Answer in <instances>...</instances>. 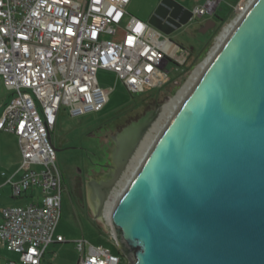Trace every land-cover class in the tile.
I'll list each match as a JSON object with an SVG mask.
<instances>
[{
  "label": "water",
  "instance_id": "water-1",
  "mask_svg": "<svg viewBox=\"0 0 264 264\" xmlns=\"http://www.w3.org/2000/svg\"><path fill=\"white\" fill-rule=\"evenodd\" d=\"M191 17L162 0L148 23L169 35ZM158 112L117 137L110 191ZM109 223L126 264H264V0L250 1L209 57Z\"/></svg>",
  "mask_w": 264,
  "mask_h": 264
},
{
  "label": "built area",
  "instance_id": "built-area-1",
  "mask_svg": "<svg viewBox=\"0 0 264 264\" xmlns=\"http://www.w3.org/2000/svg\"><path fill=\"white\" fill-rule=\"evenodd\" d=\"M130 0H0V83L9 100L0 132L16 137L19 178L11 196L31 198L0 211V249L16 256L2 264H45L46 248L65 243L55 234L60 218L62 173L51 142L61 112L70 117L100 112L111 72L130 93L161 88L184 66L189 52L148 22L127 13ZM217 0L195 6L191 20L214 13ZM240 0L236 16L247 7ZM76 264H121L120 254L83 238L73 242Z\"/></svg>",
  "mask_w": 264,
  "mask_h": 264
},
{
  "label": "rangeland",
  "instance_id": "rangeland-1",
  "mask_svg": "<svg viewBox=\"0 0 264 264\" xmlns=\"http://www.w3.org/2000/svg\"><path fill=\"white\" fill-rule=\"evenodd\" d=\"M161 1L130 0L126 11L129 15L148 22ZM171 1L191 11L195 6L204 4L206 0ZM217 1L212 15L192 19L168 35L172 42L184 48L190 55L186 64L177 71H174V65L168 66L170 80L163 87L146 88L143 93H130L120 82L115 80L111 72L99 70L97 73L99 85L111 88L106 106L100 112L87 113L79 117H70L66 112H61L56 127L51 133V142L56 150V166L68 183L74 176H77L78 172H81V177L85 180L90 169H97L96 165L102 163L105 147L108 145V141L104 137L108 136L116 126L124 125L128 119L139 117L146 111L159 108L160 112V109L182 89L194 74L197 66L214 49L217 37L232 21L238 18L233 6L240 0ZM243 1L248 3L250 0ZM208 21H212L214 24L207 26ZM161 113L157 115L150 129L160 118ZM167 119L163 118L161 121L165 124ZM122 179L123 176L109 193L106 203L113 201ZM29 201L31 198L19 201L9 200L4 205L0 204V211L2 207L24 205ZM104 212L105 209L100 214L101 216H95L93 211L80 204L78 195L69 192L68 187L64 189L61 193L60 218L55 234L64 237L65 243L50 244L46 248L44 263L76 264L78 254L73 242L81 238L92 245H102L112 253H119L111 233L110 223L105 218ZM120 256L122 257L121 264H126V258L121 254ZM16 259L13 253L0 249V264Z\"/></svg>",
  "mask_w": 264,
  "mask_h": 264
},
{
  "label": "flooded vegetation",
  "instance_id": "flooded-vegetation-1",
  "mask_svg": "<svg viewBox=\"0 0 264 264\" xmlns=\"http://www.w3.org/2000/svg\"><path fill=\"white\" fill-rule=\"evenodd\" d=\"M208 25H213L212 21L207 22ZM172 26L175 24L171 23ZM155 110L146 111L139 117H133L126 121L124 125H118L116 128L108 135L105 136L104 139L108 141V145L105 147V155L102 163H98L96 168L89 170V175L85 177V180L81 177V172H78L77 176L71 180V182H67L65 176L62 175V188H69V192L72 194H76L79 196L80 204L85 205L87 209L93 211L95 216H100L101 212L105 209V203L108 198L109 192V182L114 174L115 166L113 164V152L116 147V139L123 132V130L130 126L131 124L136 123L141 118L146 115L153 114ZM110 149V152H109ZM111 156V157H109ZM61 192V193H62Z\"/></svg>",
  "mask_w": 264,
  "mask_h": 264
},
{
  "label": "bare ground",
  "instance_id": "bare-ground-1",
  "mask_svg": "<svg viewBox=\"0 0 264 264\" xmlns=\"http://www.w3.org/2000/svg\"><path fill=\"white\" fill-rule=\"evenodd\" d=\"M250 1L248 3H246L247 6L250 3ZM235 21H232V23L230 25H228L222 31V33L217 37L214 49L209 53V56L200 65L197 66V69L195 70L194 74L188 79V81L185 83V85L182 87V89H180V91L175 95V97L172 100H170L165 106H163V108H161L162 111L160 109V112H162L160 118L156 121L155 124L152 125L151 129L149 128L150 130L148 129L143 140L139 144V147L137 148L136 152L134 153L133 157L131 158V160L127 166V169L124 172L122 183L119 186L120 188L114 194L113 201L107 202L105 205L104 216L108 220V222H109V215H110L111 209L113 208L115 202L119 198L120 194L122 193V191L126 187L129 180L132 178L133 174L135 173V171L137 170V168L141 164L143 158L145 157V155L149 151L150 147L154 143L157 135L161 131L163 124H164L161 120L163 118L166 120L168 117H170V115L173 114V112L175 111V109L177 108V106L179 105L181 100L187 94L189 88L193 85V83L195 82L197 77L203 71L205 65L208 62L209 57L213 54V52L216 50V48L219 46V44L227 36V34L231 30V28L234 26ZM160 112H159V114H160Z\"/></svg>",
  "mask_w": 264,
  "mask_h": 264
},
{
  "label": "crops",
  "instance_id": "crops-1",
  "mask_svg": "<svg viewBox=\"0 0 264 264\" xmlns=\"http://www.w3.org/2000/svg\"><path fill=\"white\" fill-rule=\"evenodd\" d=\"M9 95V92H7L0 83V114L2 113L4 105L9 100ZM19 162L20 150L16 137L12 134L0 132V204L4 205L9 202V200H22L11 196V188L8 184V180L16 181L19 178ZM24 199L26 198H23V200Z\"/></svg>",
  "mask_w": 264,
  "mask_h": 264
},
{
  "label": "trees",
  "instance_id": "trees-1",
  "mask_svg": "<svg viewBox=\"0 0 264 264\" xmlns=\"http://www.w3.org/2000/svg\"><path fill=\"white\" fill-rule=\"evenodd\" d=\"M117 254H119V253H117Z\"/></svg>",
  "mask_w": 264,
  "mask_h": 264
}]
</instances>
